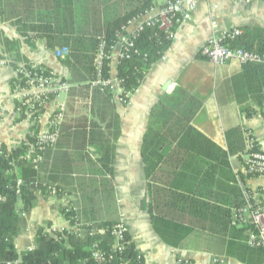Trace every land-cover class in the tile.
Returning a JSON list of instances; mask_svg holds the SVG:
<instances>
[{
    "label": "crops",
    "instance_id": "1",
    "mask_svg": "<svg viewBox=\"0 0 264 264\" xmlns=\"http://www.w3.org/2000/svg\"><path fill=\"white\" fill-rule=\"evenodd\" d=\"M123 5L120 0H104L98 17L91 11L89 23L80 26H85L89 33L97 31L99 24L94 22V18L101 23L112 14L111 7L117 6L122 11ZM160 7L159 0L152 1L153 14ZM51 10V0H3L0 4V63H3L0 64V149L10 151L29 135L45 130L56 106L54 100L47 102L37 117L17 112L19 96L11 93L9 88L10 81L16 76L14 67L30 63L48 68L57 78L68 77V70L59 61L66 55V50L47 49L40 40L26 41L24 38L36 36L29 32L25 37L21 28L46 20L53 23ZM244 28L264 30V0L197 2L191 21L174 30L168 49L126 104L120 102L121 88L115 69L120 43L115 45L110 59L109 89L117 115V128L110 126V112L103 99L98 100L96 105L92 104L94 110L104 111L103 116L91 114L89 88L86 97L80 94L81 86L63 97L66 115L58 144L55 149L45 152L40 164L44 183L58 187L60 194L35 193L32 208L14 240L15 250H31L35 234L40 229L67 227L60 212L75 203L83 222H122L145 264H241L225 256L228 237L221 236L218 227L208 221V215L191 214L188 199L178 203L181 208L168 207L169 202L173 205L177 202L167 195L170 192L166 186L168 181L151 183L155 195L149 199L141 145L151 109L163 98L179 95L182 113H188L190 102L196 108L189 125L221 150H226V131L234 128L243 131L244 151L228 156L224 170L227 177L234 176L236 179L242 174L248 134L264 152V70L237 62L217 67L199 55L200 49L211 37ZM132 31L133 25L125 32ZM2 38L16 42L17 48L11 50L10 47L7 51ZM243 109L249 110L248 117ZM90 123L97 126L95 132L104 133L102 137L111 141V176L100 166L97 150L89 146ZM245 130L248 133L245 134ZM220 180L223 190L199 184L193 197L232 211L237 204L235 196L229 192L232 184L226 178ZM244 184L250 191L264 189L261 178L244 179ZM164 188H167L165 199L161 197ZM149 203L154 205L155 214L191 228L190 235L178 248L165 245L154 233L147 212ZM16 209L20 210L19 203Z\"/></svg>",
    "mask_w": 264,
    "mask_h": 264
},
{
    "label": "trees",
    "instance_id": "2",
    "mask_svg": "<svg viewBox=\"0 0 264 264\" xmlns=\"http://www.w3.org/2000/svg\"><path fill=\"white\" fill-rule=\"evenodd\" d=\"M2 1L0 0V4ZM103 1L51 0L53 23L46 20L44 23L27 24L21 28L25 32L24 35L30 32L36 36V38H24L26 41L40 40L47 49L66 50V55L59 61L68 70V77L58 79L69 86L68 92L81 86L80 94L85 97L89 88L91 114L98 116L104 114V111L100 112V109L92 108V104L96 105L98 100L103 99L104 105L110 112V126L117 128V115L114 113L112 93L109 87L95 83L98 80H109L112 48L117 45L122 36L128 37L125 32L128 24L150 10L153 0H120L124 4L122 11H119L117 5L111 7L112 14L101 23L94 18V22L99 26L97 31L89 33L85 26L80 25L89 23V12L91 11L92 15L98 17V10ZM129 40L133 42V48L138 53L134 54L130 51L128 59L120 58L115 65L116 79L121 88L120 102L123 104L127 103V96L136 92L149 70L161 59L172 41L167 40L164 33L157 28L145 29ZM1 42L8 49L7 51L10 47H12L11 50L17 48L16 42L7 38H2ZM229 43L230 48L264 54V30L244 28L241 34ZM101 44H103L104 55L102 66L100 70H97L95 60ZM243 66H254L264 70V66L258 64ZM14 70L16 76L9 83L11 93L29 89L30 80L39 75L44 77L53 75L48 68L30 63H24L20 68L14 67ZM178 96L163 98L151 109L143 135L141 158L149 199L155 195L151 183L168 181L166 186L170 192L167 195L171 200L177 201L174 205L169 202L168 207L181 208L178 203L188 199L191 214L208 215V221L218 227L221 236L228 237L225 256L234 258L241 264H264L263 252L247 244V233L251 226L233 227L230 224L233 210L229 211L193 197L199 184L207 188L223 190L220 187L222 186L220 179L226 178L232 184L229 192L237 200L234 209L243 205V191L239 188L237 179L224 174L228 156L244 151L243 131L237 128L226 131V150H221L189 125V120L196 108L190 102L188 113H182L181 98ZM42 97L47 103L54 100L55 94L46 93ZM42 109L33 117H37ZM242 111L247 117L250 115L249 110L243 109ZM65 115L66 112L64 117ZM63 124L64 118L54 147L43 152L35 149L29 158H26V153L35 144L36 134L29 135L22 144L10 151L5 148L0 149V264H145L143 258L137 254L127 231L124 235L123 250L120 252L113 250L111 230L115 224H118V221L83 222L80 210L75 203L63 208L60 212L70 230L57 231L53 235L48 230L40 229L35 234L31 250L25 252L15 250L14 240L24 225V218L32 208L35 193L60 194L58 187L44 183L40 175V164L45 152H50L57 146ZM89 126V146L97 150L100 166L111 176L109 168L113 159L111 141L109 138L102 137L104 133L95 132L97 126L91 123ZM83 131L85 132V127ZM244 133L248 132L245 130ZM258 148V144H253V151ZM248 152L246 148V153ZM236 177L244 184V175L240 174ZM18 180L21 181L20 184L17 183ZM166 189L162 190L163 199L167 196ZM246 190L249 191L248 188ZM18 203L20 210L16 209ZM154 205L149 203L147 210L154 233L165 245L173 249L178 248L190 235L191 228L172 218L155 214L153 212L155 207L152 208ZM21 214L25 217H21ZM74 227L78 228L77 232L73 231ZM95 252L103 260L95 259L93 257Z\"/></svg>",
    "mask_w": 264,
    "mask_h": 264
},
{
    "label": "built area",
    "instance_id": "3",
    "mask_svg": "<svg viewBox=\"0 0 264 264\" xmlns=\"http://www.w3.org/2000/svg\"><path fill=\"white\" fill-rule=\"evenodd\" d=\"M159 1L161 2V7L157 13L153 14L150 8L144 15L133 19L128 24L125 31H127L129 26L133 25V31L127 34L129 38L136 37L138 33L145 29L157 28L164 33L167 40H172L174 30L191 21L197 2H213V0ZM240 34L241 30L233 29L221 35L213 36L202 46L199 54L217 67L223 66L229 62H237L240 65L258 64L264 66V54H258L253 51L239 48H230L229 42L233 41ZM128 37L122 36L118 42L120 43V50L117 55V60L120 58L128 59L130 57V51L134 54L138 53V51L133 48V42L129 40ZM103 55V44H101L95 60L97 70H100L102 66ZM30 83L31 86L29 89L19 90L17 93H14L19 96L16 106L17 112H24L30 115L40 112L44 104H46L42 99V96L46 93L55 94L54 101L56 102V106L45 130L35 135V144L31 146L26 153V158H29V156L34 153L35 149L39 152H43L54 147L64 118L65 101H63V97L67 94L69 88L66 83L61 82L53 75L48 77L39 75L35 79H31ZM95 84L109 87V80H98ZM255 143L252 136L248 134L246 136V148L249 152L245 155L242 175L245 176V179L256 177L264 180V152L259 148L253 151L252 146ZM236 179L239 188L243 191L244 202L242 206L232 211L230 224L233 227L251 226V229L247 233V244L250 247L259 248L264 254V189L254 192L250 190L247 191L246 185H244L238 177H236ZM20 182V180L17 181L18 184H20ZM21 215V217H25L24 214ZM63 230H70V228L68 226L64 228L50 227L48 232L54 235L57 231ZM73 231L77 232L78 228L74 227ZM125 233L126 228L122 223L113 226L111 230L113 250L117 252L123 250ZM93 257L99 261L103 260L97 252L93 254Z\"/></svg>",
    "mask_w": 264,
    "mask_h": 264
},
{
    "label": "rangeland",
    "instance_id": "4",
    "mask_svg": "<svg viewBox=\"0 0 264 264\" xmlns=\"http://www.w3.org/2000/svg\"><path fill=\"white\" fill-rule=\"evenodd\" d=\"M0 64H1V63H0ZM2 64H3V63H2ZM2 64H1V65H2ZM129 97H130V96H127L126 98L129 99ZM120 100H121V99H120ZM65 112H66V104H65ZM65 112H64V113H65ZM254 191H257V190H253L252 192H254ZM53 196H54V195H53ZM67 207H69V206H67ZM118 223H122V222L118 221ZM122 224H123V223H122ZM123 225H124V224H123ZM124 226H125V225H124ZM47 228H49V227H47Z\"/></svg>",
    "mask_w": 264,
    "mask_h": 264
}]
</instances>
